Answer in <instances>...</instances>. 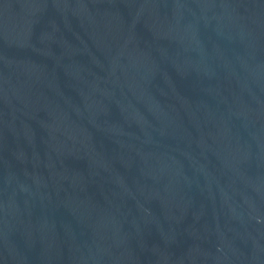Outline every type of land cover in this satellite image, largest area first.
Instances as JSON below:
<instances>
[{
  "label": "water",
  "instance_id": "water-1",
  "mask_svg": "<svg viewBox=\"0 0 264 264\" xmlns=\"http://www.w3.org/2000/svg\"><path fill=\"white\" fill-rule=\"evenodd\" d=\"M0 264H264V0H0Z\"/></svg>",
  "mask_w": 264,
  "mask_h": 264
}]
</instances>
